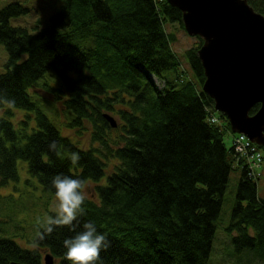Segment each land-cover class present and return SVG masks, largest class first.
<instances>
[{
	"label": "trees",
	"instance_id": "trees-1",
	"mask_svg": "<svg viewBox=\"0 0 264 264\" xmlns=\"http://www.w3.org/2000/svg\"><path fill=\"white\" fill-rule=\"evenodd\" d=\"M246 1L264 14V0ZM28 9L18 2L0 8L7 52L0 72V186L19 180L21 159L37 191L54 195L56 175L83 179L89 189L85 215L35 247L36 224L33 236L26 224L24 245L0 233V264H44L42 252L70 264L63 241L89 221L111 242L97 264H207L233 158L240 174L224 228L229 255L235 264H264V197L244 157L225 146L228 120L201 89L202 39L195 36L184 51L193 79L173 83L161 75L179 64L166 26L184 29L181 11L166 0H59L47 23L31 32L10 22ZM150 74L164 79L161 87ZM47 109L73 133L61 132ZM52 141L60 156L49 150ZM73 152L80 156L75 165Z\"/></svg>",
	"mask_w": 264,
	"mask_h": 264
},
{
	"label": "water",
	"instance_id": "water-1",
	"mask_svg": "<svg viewBox=\"0 0 264 264\" xmlns=\"http://www.w3.org/2000/svg\"><path fill=\"white\" fill-rule=\"evenodd\" d=\"M181 11L184 30L202 39L201 89L213 99L232 132L264 146V14L246 0H166ZM258 103L257 110L249 109ZM112 127L115 119L104 114ZM44 264H52L45 253ZM9 264H24L10 261Z\"/></svg>",
	"mask_w": 264,
	"mask_h": 264
},
{
	"label": "rangeland",
	"instance_id": "rangeland-1",
	"mask_svg": "<svg viewBox=\"0 0 264 264\" xmlns=\"http://www.w3.org/2000/svg\"><path fill=\"white\" fill-rule=\"evenodd\" d=\"M59 0H0V8L10 2H18L29 7L28 11L17 15L10 19V22L14 24H20L25 26L29 31L34 32V26H44L47 23V19L50 14L57 8ZM166 29L173 32L175 39L172 42V48L178 58V66L176 72L174 70H165L161 72L163 78L170 80L173 83H179L180 79L187 80L193 79L192 70L184 56L186 48L196 44V37L186 33L184 29H181L178 24H167ZM26 56V54L22 55ZM7 60V52L2 43H0V72L5 70V62ZM150 77L161 87L164 83V79L150 74ZM39 94L46 100H50L48 94L38 91ZM48 110V117L56 125V127L62 132L72 134L73 130L62 126L61 116H54L52 110ZM21 116L20 112L16 113V117ZM216 123L222 125L225 121L222 118L216 119ZM233 134L230 131H226L223 134V141L225 146L229 148L232 144ZM235 151V150H234ZM259 152L258 156L249 157L254 159V162H250L247 165L248 175H254L256 182V194L259 197H264V150L257 147ZM236 153V151H235ZM239 154V153H238ZM261 157V158H260ZM17 170L19 174V180L9 181L6 185L0 186V233L3 236H10L20 244H25L26 239L29 237L30 229L26 225H30L33 228V224H36L37 219L48 215L49 205L54 199V195H50L45 191H37L31 182H27L26 178L27 169L26 162L24 160H17ZM240 174V167L237 159L232 160V169L229 173L227 184L224 188L221 206L218 217L215 221V235L213 238L211 253L207 264H235L234 257L229 255V250L232 248L230 237L225 231V227L229 223L232 205L235 201V192L238 177ZM87 188V192H88ZM1 206H7L4 209ZM21 207H25L21 210ZM19 209L14 214L6 213V211ZM27 208V209H26ZM33 223V224H32ZM37 225V224H36ZM33 232L31 233L33 236ZM44 252L41 253V259L43 260ZM56 259L53 257L52 264H56ZM244 262V261H243ZM253 264V263H252Z\"/></svg>",
	"mask_w": 264,
	"mask_h": 264
},
{
	"label": "clouds",
	"instance_id": "clouds-1",
	"mask_svg": "<svg viewBox=\"0 0 264 264\" xmlns=\"http://www.w3.org/2000/svg\"><path fill=\"white\" fill-rule=\"evenodd\" d=\"M49 150L57 156L61 155L56 141L49 144ZM79 159V153L73 152L70 156L73 165L77 164ZM51 188L54 189V199L49 205L50 214L36 221L38 227L34 247L57 228H72L74 222H78V218L85 215L83 205L88 196L85 180L56 175L51 180ZM110 243L107 234L99 232L93 222H85L81 231L63 241V247L66 249L64 257L70 264H97L101 251L110 247Z\"/></svg>",
	"mask_w": 264,
	"mask_h": 264
},
{
	"label": "built area",
	"instance_id": "built-area-1",
	"mask_svg": "<svg viewBox=\"0 0 264 264\" xmlns=\"http://www.w3.org/2000/svg\"><path fill=\"white\" fill-rule=\"evenodd\" d=\"M233 148L240 155L247 158L249 165L252 168L250 162H254V159H249V157H254L255 155L259 158V152L256 149V146L242 133L237 134L233 140Z\"/></svg>",
	"mask_w": 264,
	"mask_h": 264
}]
</instances>
